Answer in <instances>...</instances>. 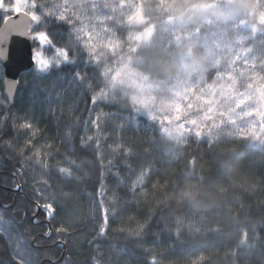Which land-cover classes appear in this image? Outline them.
Masks as SVG:
<instances>
[{"label": "trees", "instance_id": "16d2710c", "mask_svg": "<svg viewBox=\"0 0 264 264\" xmlns=\"http://www.w3.org/2000/svg\"><path fill=\"white\" fill-rule=\"evenodd\" d=\"M45 2L64 5V0ZM117 2L99 0L102 8L108 5L109 13ZM255 2L172 0L165 11L158 0H144L145 16L156 30L151 42L135 54L133 67L152 85L146 93L155 97L150 110L163 118L168 113L159 110V102L173 100L175 93H181L187 97L185 107L187 103L194 105L187 119L195 118L206 128L211 127V137L205 134L198 139L190 132L180 137L175 132L172 136L163 133L158 122L148 119L147 110L134 108L130 97L137 95V89L125 84L107 89V102L97 105V110L109 114L102 120L103 135L95 137L100 140V148L92 144L81 148L80 137L95 133L87 89L82 95L79 86L69 84L73 66L51 75L34 77L33 71L21 75L11 106L3 96L0 66V112L9 113L8 121L0 128V216L9 222L7 233L0 227V264H19L20 259L29 256L31 264H53L60 257L56 264H94V257L98 264H148L153 256L158 264H264V145L229 136L231 126L212 127L221 119L218 111L227 112L232 107L226 99L230 96L229 85L251 95L250 106L260 100L259 91L264 86V25L257 23L251 13L264 11V0L258 9ZM67 6L70 12L81 15L86 8V15L94 16L90 0H68ZM129 11L124 9V14ZM146 26L134 25L131 30L142 31ZM50 31L61 46H74L66 29L57 26ZM56 31L64 34L57 35ZM120 31L123 34L128 29ZM115 59L109 56L107 63L113 64ZM75 67L86 71L94 85L102 83L94 67H85L82 53ZM54 81L56 87L50 89ZM197 96L218 102V111L210 114L213 120L201 118L200 109L208 105H202ZM13 113L31 118L39 127L36 146L51 142L52 148L44 149L51 152L53 168L49 172L23 160V172L14 175L23 159L19 149L28 137L12 128ZM249 123L238 121L244 128ZM167 127L178 129L179 124L173 121ZM192 127L185 122V128ZM67 128H71V137L66 135ZM9 139L13 148L3 146V140ZM118 144L129 149L130 155L126 156L122 148L114 150ZM97 152L101 154L99 159ZM66 154L79 164L70 180L54 170ZM101 171L105 174V199L114 190L120 196L105 236L98 235L92 212L93 197L100 199L96 193ZM116 171L122 184L113 176ZM41 175L47 177L50 186L37 184ZM37 187L57 201L64 199L65 192L70 193L71 214L60 212L51 220L45 217L43 208L37 211L41 199ZM62 222L70 231L57 234L55 228ZM121 226H143V230L133 236L113 230ZM13 257L19 259L14 262Z\"/></svg>", "mask_w": 264, "mask_h": 264}, {"label": "snow or ice", "instance_id": "6c2138e0", "mask_svg": "<svg viewBox=\"0 0 264 264\" xmlns=\"http://www.w3.org/2000/svg\"><path fill=\"white\" fill-rule=\"evenodd\" d=\"M158 2L165 11H168V5H170L172 0H158ZM242 2L247 4L251 0H242ZM260 2L261 0H256L255 2L257 9ZM67 4L68 0H64L63 6H50L45 0H0V60H7L13 41L19 39L28 42L26 46L29 49L28 60L30 61L34 77L37 74L40 76L51 75L54 71L58 72L66 66H73V71L69 73V84L79 86L82 90V95L83 90L87 89L90 96V104L92 105L89 109L91 125L95 133V136L87 134L80 137L81 148H87L89 144H92L97 149L100 148V140L95 137L103 135L101 131L102 120L109 114L104 113L102 109L97 110V105L107 102V89H115L125 84L134 86L139 93V95H132L130 97L134 108L147 110L148 119L158 122L161 125V131L168 136H172L173 132H175L177 137L182 136L185 132L194 134L198 139H203L205 134L209 137L212 136L211 127L206 128L204 125L199 124L195 118L187 119V116L190 114L189 110L194 105L187 103V107H185L187 97L181 93H175V99L173 100H161L159 102V110L168 113L163 118H159L150 110L155 104V97L146 93L151 91L152 85L147 84L145 82L147 77L141 76L133 67L135 54L151 42L156 30V25L149 23L148 18L145 16L144 0H118L111 7L110 13L108 12L107 4H104L102 8L99 0H90L91 9L94 13V16L91 17L86 15V8L82 9L84 15L70 12ZM126 8L130 9V11L124 14V9ZM251 14L256 16L257 23L264 25V11L253 12ZM171 19L169 17V21ZM243 23L244 21H241V24ZM134 25L147 26L142 31H132L131 29ZM57 26L66 29V35L74 44L72 48L61 46L57 43L56 37L50 31V29H54ZM121 28H127L128 31L122 34ZM253 31H255V28H253ZM56 33L57 35L64 34L63 31H56ZM77 49H79V52ZM81 53L85 67L92 66L97 70L98 79L102 82L99 86L93 84L86 71L82 72L79 68L75 67L77 56ZM109 56L116 58L113 64L107 63ZM252 66L255 67V65ZM60 79H63V77ZM5 83H8L7 79ZM13 83L18 85L19 81H13ZM55 87L56 81L53 82L50 89H54ZM248 88H252V84H249ZM46 91L51 96L52 92L49 89ZM228 91L230 92V96L226 97V99L232 102V107L227 112L218 111L215 107L218 104L217 101L197 96L196 98L201 101L202 105H208L206 109H200L202 112L201 118L205 121H211L213 120V116L210 114L218 111L221 119L219 123H214L212 127L224 128L231 126L233 130L228 132L229 136H233L239 140L256 141L264 145V94L256 102L255 106H250L252 104L251 95L237 91L231 85L228 86ZM193 92L195 93V89H193ZM56 98L58 100L61 99L59 93H56ZM8 118L9 113L6 110L0 112V128H3ZM240 120H248L250 123L246 128L240 127L238 125V121ZM173 121L179 124L178 129L167 127V125H172ZM185 122L193 127L185 128ZM87 123L88 121H85V133H87ZM138 126L139 124L137 123ZM122 127L123 125H121ZM12 128L17 134L24 132L28 137L25 140V146L19 149L18 155L23 159L21 166L16 169L14 175L23 172V160H28L39 165L44 173L49 172L53 168L49 159L51 152L44 149H51L52 144L51 142L40 146L34 144V140L40 131L39 127L34 124L31 118L18 116L13 113ZM66 135L71 137V128L66 129ZM3 146L13 148L12 140H3ZM121 148L122 146L119 144L114 146V150ZM27 149L32 150L28 152L26 151ZM72 150L74 151V149ZM122 150L126 156L130 155L129 149L122 148ZM100 155L97 152L98 159ZM111 163L109 161V165ZM74 167L78 168L79 164L66 154L62 161L56 162L54 170L59 176L70 180L74 175ZM103 167L104 165L101 161V168ZM104 175V172L101 171L99 190L96 193V196H99L100 199L96 201L93 197L92 208V212L96 215L99 236H105L110 230L112 218L115 216V205L120 200L118 190H114L105 199L104 192L106 187ZM113 176L117 179L118 184L123 183L118 171L113 172ZM36 180L38 185L50 186L49 180L45 175H41ZM19 187L17 185V188ZM132 188H135V183ZM35 191L41 198L37 202L36 210L39 211L40 208H43L46 218L54 220L56 214L60 212L68 216L73 211L70 203L72 199L70 193L65 192L64 199L57 201L54 197H50L41 187L35 188ZM0 221H3V225L0 227H3L4 232L7 233L9 231V222L4 221L2 216H0ZM113 230L133 236L139 235L143 230V226L135 229L121 226L119 229ZM55 231L57 234L68 233L70 228L62 222L55 228ZM44 235L48 236L49 233L45 232ZM17 259L19 258L13 257L14 262ZM200 259H203V257H200ZM93 260L94 264H98L96 257ZM19 264H31V257L29 256L26 260L20 259ZM148 264H158L156 257H150Z\"/></svg>", "mask_w": 264, "mask_h": 264}, {"label": "water", "instance_id": "95a60500", "mask_svg": "<svg viewBox=\"0 0 264 264\" xmlns=\"http://www.w3.org/2000/svg\"><path fill=\"white\" fill-rule=\"evenodd\" d=\"M27 45V41L19 39L14 40L8 52L7 60H0V66L3 70L2 91L4 99L9 106H11L14 101L19 85L13 83V81H19L21 75L33 71L30 67V61L28 60L29 49L26 47ZM6 79L8 81L7 84L5 83ZM31 245H34V241L31 242ZM61 259L62 257H60L55 264L60 262ZM43 262L44 261L40 264H43Z\"/></svg>", "mask_w": 264, "mask_h": 264}, {"label": "rangeland", "instance_id": "374dc122", "mask_svg": "<svg viewBox=\"0 0 264 264\" xmlns=\"http://www.w3.org/2000/svg\"><path fill=\"white\" fill-rule=\"evenodd\" d=\"M136 91H137V90H136ZM136 94L139 95L138 91H137ZM262 94H264V86H263V87L260 89V91H259L260 99H261ZM257 143H258V142H257ZM259 144H260V143H259Z\"/></svg>", "mask_w": 264, "mask_h": 264}, {"label": "bare ground", "instance_id": "6f19581e", "mask_svg": "<svg viewBox=\"0 0 264 264\" xmlns=\"http://www.w3.org/2000/svg\"><path fill=\"white\" fill-rule=\"evenodd\" d=\"M29 73V72H28Z\"/></svg>", "mask_w": 264, "mask_h": 264}]
</instances>
